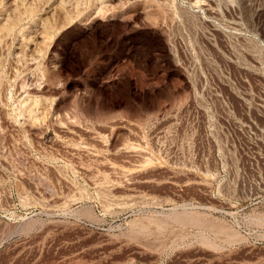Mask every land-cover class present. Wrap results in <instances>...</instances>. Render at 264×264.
<instances>
[{
  "label": "rangeland",
  "instance_id": "374dc122",
  "mask_svg": "<svg viewBox=\"0 0 264 264\" xmlns=\"http://www.w3.org/2000/svg\"><path fill=\"white\" fill-rule=\"evenodd\" d=\"M0 16V264H264V0Z\"/></svg>",
  "mask_w": 264,
  "mask_h": 264
},
{
  "label": "bare ground",
  "instance_id": "6f19581e",
  "mask_svg": "<svg viewBox=\"0 0 264 264\" xmlns=\"http://www.w3.org/2000/svg\"><path fill=\"white\" fill-rule=\"evenodd\" d=\"M13 2H14V1H13ZM9 3H10V2H9ZM11 6L13 7V5H11ZM11 16H12V15H11ZM0 17H1V16H0ZM5 17H6V15H5ZM2 24H3V22H2ZM3 29H4V28H3ZM15 29H17V28L15 27ZM15 29H14V30H15ZM11 32H12V31H11Z\"/></svg>",
  "mask_w": 264,
  "mask_h": 264
}]
</instances>
